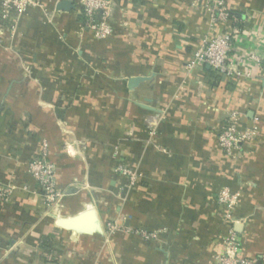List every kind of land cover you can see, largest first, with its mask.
<instances>
[{
	"label": "crops",
	"instance_id": "0c3cea01",
	"mask_svg": "<svg viewBox=\"0 0 264 264\" xmlns=\"http://www.w3.org/2000/svg\"><path fill=\"white\" fill-rule=\"evenodd\" d=\"M103 1L99 40L81 0H0V264H217L231 230L264 264V0H222L215 22L216 0ZM225 34L249 77L187 68ZM232 116L248 140L228 153ZM45 147L53 212L30 174ZM87 210L96 224L57 223Z\"/></svg>",
	"mask_w": 264,
	"mask_h": 264
},
{
	"label": "built area",
	"instance_id": "2783aa9c",
	"mask_svg": "<svg viewBox=\"0 0 264 264\" xmlns=\"http://www.w3.org/2000/svg\"><path fill=\"white\" fill-rule=\"evenodd\" d=\"M207 1L214 2V0ZM216 2L220 15L218 18H213V21L226 20L228 12L224 9L223 1L216 0ZM9 4L17 5L18 0H5V6ZM80 5L83 28L90 31L99 40L109 37L111 28L107 20V3L103 0H81ZM249 60L259 61L254 54L249 56ZM244 63L245 57L240 52H236L231 35L225 34L212 40L204 39L195 51L193 60L187 64V68L193 70L197 67L207 66L224 78L240 81L249 77V74L244 70ZM247 140L248 134L239 130L235 118L232 116L220 134L221 147L228 153L240 152ZM46 148L39 157L30 163V174L42 194L45 206L48 208L59 204L62 193L57 185L56 168L50 160ZM122 172L128 175L131 181H135V175L132 172L126 170H122ZM219 203L229 209L236 205L235 198L227 192L221 195ZM146 238L151 239L153 237L146 235ZM240 247L235 233L231 230L224 242L223 254L218 258L217 264H257L255 260L245 258L240 252Z\"/></svg>",
	"mask_w": 264,
	"mask_h": 264
},
{
	"label": "water",
	"instance_id": "95a60500",
	"mask_svg": "<svg viewBox=\"0 0 264 264\" xmlns=\"http://www.w3.org/2000/svg\"><path fill=\"white\" fill-rule=\"evenodd\" d=\"M143 78H132L129 80V88L134 89L144 82ZM98 222L97 212L95 210H87L72 218L58 219V225L66 230H78Z\"/></svg>",
	"mask_w": 264,
	"mask_h": 264
},
{
	"label": "rangeland",
	"instance_id": "374dc122",
	"mask_svg": "<svg viewBox=\"0 0 264 264\" xmlns=\"http://www.w3.org/2000/svg\"><path fill=\"white\" fill-rule=\"evenodd\" d=\"M123 170H126L128 171V169H123ZM130 171V170H129ZM58 206H54V207H48L47 209L50 211V212H53L55 209H57Z\"/></svg>",
	"mask_w": 264,
	"mask_h": 264
}]
</instances>
